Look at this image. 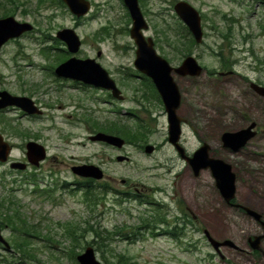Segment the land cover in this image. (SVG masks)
Wrapping results in <instances>:
<instances>
[{
  "label": "rangeland",
  "instance_id": "rangeland-1",
  "mask_svg": "<svg viewBox=\"0 0 264 264\" xmlns=\"http://www.w3.org/2000/svg\"><path fill=\"white\" fill-rule=\"evenodd\" d=\"M94 1L100 3L108 1L114 10L101 12L95 10L79 19L80 23L77 24L67 9L52 5L49 1H45L42 7L38 8L37 0H15V3L0 0V18L5 13L13 12L12 16L17 21L29 22L34 26L32 33L12 40L3 48L0 54V72L3 77L8 76L12 85L17 83V91L27 86L26 90L31 98L46 105L44 118L31 122L18 120L17 123L26 128L32 138H37L39 143L47 147L49 158L43 162L40 170L35 172L36 183L40 189H54L49 200L37 193L33 194L31 182L28 179L24 180L33 175V171L16 177L8 175L0 178V199L16 201L29 230L33 231V227L36 226L37 231V234L31 232L23 254L15 245V254L7 255L0 250L2 256L0 264H78L74 254L82 253L87 246L94 248L101 264H105V261L117 264L118 258L122 255L128 257L126 261L129 264H262L264 256L259 255V259L252 257L248 254L249 250L243 241V235H251L259 230L255 225L250 228L242 225L240 229L246 233L240 236L236 230L225 226L226 222L236 219V215L222 207L220 195L212 185L213 179L206 173L204 176L209 182L207 190L203 192L195 188L197 182L188 177L189 169L176 159L171 147L164 144L166 127L164 116L159 117L155 126L152 125L157 131L150 136V143L164 146L151 157L129 145L117 153L87 139L89 124H84L86 119H95L101 123L123 121L126 124L127 119L121 111H125L128 104H119L115 100H112L114 102L112 105L103 104L102 100L106 95L98 89L82 91L75 88L74 82L61 80L54 82L55 77L49 71L55 63V58L54 56L44 58L40 49L54 45L50 38L54 37L56 31L74 28L82 40V46L76 56L96 58L95 54L100 50L98 62L115 80L120 81L123 72L131 69L134 60L135 48L127 32L131 23L122 3L118 0ZM177 1L189 3L201 14L203 44L186 51L195 56L201 67H207L214 72L208 76L202 73L194 77L193 84H188L189 80L186 82L185 79L173 75L181 89V107L178 113L190 126L183 127L185 146L191 151L198 146L203 135L208 136L213 156H219L234 167L236 193L239 198L264 214V163L261 161L253 163L221 151L218 136L222 133L220 128L226 126L224 123L214 122L202 135L203 103H207L208 112H211L212 107L222 104V96L229 100L233 99V74L228 72L226 76L219 77L216 73L221 69L219 55L228 62L236 60V98L239 92L245 91L247 80L264 83V65L260 63L264 59V2L141 0L140 9L149 25L144 35L152 38L153 42L157 36H161L159 32L163 24L177 27V18L173 11ZM103 27L108 28V33L96 36V32ZM159 38L163 49L154 44L157 54L167 59L172 67L177 66L182 59L184 47H176V50L172 51L164 46L162 36ZM180 41L186 43L182 38ZM177 45L179 46L178 43ZM52 52L57 54L55 50ZM12 58L15 59L12 61ZM226 71H232V68ZM221 80L228 81L229 84L217 89L215 85ZM205 82L213 87L205 89L202 87V83ZM186 86L189 88L187 94ZM204 94L207 95L206 98ZM236 102L242 101L236 99ZM187 106H190L191 110L188 111ZM116 107L117 113L110 112ZM223 107L233 106L224 104ZM154 112L161 113L162 110L156 107ZM141 119L149 121L146 115H142ZM232 124L230 128H233ZM16 141L19 144L21 139L18 138ZM116 155H128L130 162L117 163ZM76 163L99 165L109 176L106 182H96L94 183L96 185L91 186L93 193L103 196V199L93 207V211L91 207L81 202L83 191L78 189V183L84 179L76 177L69 170L70 165ZM177 176L182 179H178ZM121 180L138 187L154 189L159 187L161 192L154 197L161 198V204L164 206L162 210L168 211L166 215L170 221H173L172 217L177 213L170 201L174 190L177 195L193 199L196 207L193 211L195 215L193 227L204 228L217 241L231 236L243 254L236 252L235 259L233 253L226 252L228 259L222 262L219 257L213 255V250L206 240L201 239V235L196 232L190 236L192 238L187 236L174 240L163 235H153L155 230L152 232L139 229L142 226L141 217L148 216L154 207L127 201L114 192L103 193L104 190L109 191L110 186L118 191H124L125 187L121 185ZM200 195L207 196L208 206L201 202ZM149 201H153L151 196ZM166 205H169L170 209L165 208ZM90 227L108 239L105 242L106 246L100 250L91 244L100 238L96 239L91 231H82V228ZM186 228L192 230V227ZM64 229L75 232L76 240L68 239ZM159 229L161 230V227ZM127 235L130 239L126 237ZM5 236H8V232ZM261 247L264 254V243Z\"/></svg>",
  "mask_w": 264,
  "mask_h": 264
},
{
  "label": "flooded vegetation",
  "instance_id": "flooded-vegetation-1",
  "mask_svg": "<svg viewBox=\"0 0 264 264\" xmlns=\"http://www.w3.org/2000/svg\"><path fill=\"white\" fill-rule=\"evenodd\" d=\"M92 6L94 7V11H103V10H113L114 8L112 6H109L108 1H103L100 3L99 1L89 0ZM120 3H122V0H118ZM139 5H141V0H138ZM123 5V3L121 4ZM124 6V5H123ZM11 43V41L6 42L1 50L0 54L3 50V48ZM166 47L170 48L171 45H166ZM1 61V60H0ZM232 71L229 72V74H233L234 79V93H233V99L229 100L225 96H222V104L229 105L231 104L232 108H225L222 104L212 107L211 112H208V105L207 103H203L202 107V135L208 131V129L214 124V122L224 123L226 126L220 128L221 132L224 131H238L242 130L248 127H251V131L254 132V135L252 138L246 143V145L236 152V154H231L230 151L227 148H224L221 143V133L218 136V140L220 141L219 147L221 148V151L224 153L234 155L236 158H242L245 160H249L253 163L261 161L264 163V93L258 94L257 92L250 89V87L243 92H239L237 94L236 98V60H233L230 62ZM209 71L207 68H204V76H208ZM182 79L189 80L187 82L188 84H193V78L192 77H180ZM7 79V80H6ZM133 80L134 85L124 86V85H117L120 87L121 90H124L126 93V97H124V100H122V103H127V109L124 111L125 114L132 115V116H140V115H146L150 122L156 123L158 122V119L160 117L159 112H154L156 107H160L162 110V114L165 115L163 104L160 100V97L156 91L155 86L153 85L152 81L142 75V74H133L132 77L124 78L123 81H130ZM193 81V82H192ZM187 83H185L187 85ZM228 81L221 80L216 84L217 89L223 88L225 85H228ZM76 88L83 89V91H86V86L83 84H80L78 82H75ZM249 85V83H248ZM202 87L205 89H211L213 86L208 85V82L202 83ZM27 86L17 91V83L12 85L11 82H9L8 76L5 78L3 77L2 73L0 72V93L6 92L11 96H28V90H26ZM185 88V87H184ZM180 93L181 89L179 87ZM189 92V88L186 86V94ZM104 94L111 99L110 92L105 91ZM220 94V91L218 92ZM1 95V94H0ZM240 96V97H239ZM207 95L204 94V98H206ZM1 99V96H0ZM236 99L241 100V103H237ZM191 101V100H190ZM230 101V102H228ZM37 104V102H35ZM40 104V108H44L46 105L38 102ZM103 104H112L113 102L109 99H104L102 101ZM157 106H156V105ZM38 105V104H37ZM159 105V106H158ZM181 107V99H180V106ZM186 109L189 111L191 110L190 106H187ZM42 116L34 117V116H28L21 112L16 106H5L0 108V150H4L5 156H6V162H0V177H6L8 175H11L13 177H16L17 175H23L27 174L32 170V166H27L25 171H17L10 167L11 163L13 162H26V151H25V143L28 140H35L30 135L31 133L28 132L26 128H22L20 125H18V120H25L28 122H31L35 119H39ZM226 118H228L226 120ZM233 123V124H232ZM231 124L233 125V128L231 127ZM152 128V127H151ZM89 129L95 130L94 123H91V126ZM153 129V128H152ZM109 129H106L105 131H102L104 133H108ZM91 131V130H90ZM250 131V132H251ZM92 132V131H91ZM96 133V132H94ZM90 133V135L94 134ZM109 134V133H108ZM89 135V136H90ZM88 136V138H89ZM21 139L20 143L17 144V139ZM38 140V139H37ZM201 142H208V136L203 135ZM101 146L105 145L104 143L98 142ZM180 144L184 147L186 154L191 155V152L187 151L185 147V141L183 139V135L180 139ZM110 147V146H108ZM112 147L108 148L111 149ZM156 149L159 148V146L155 147ZM17 152H21V154H17ZM41 167V165L39 166ZM38 168H36L34 171H37ZM191 172V169H190ZM207 170H203L200 172V174L197 177H194V175L191 172L190 179L194 182H197V185L195 186L196 189L205 192L208 188V179L203 175L207 174ZM208 175V174H207ZM178 179H182L181 177L177 176ZM125 183V180H124ZM126 190H129L130 192H122L124 195H130V194H137L143 195L142 191L136 187H132L130 183H125ZM176 188V186H174ZM198 198V195H197ZM174 204V208L179 211V236H191L192 231H188L186 227H192L191 223L194 219V216L192 212L195 210V203L193 199H187L183 195L178 196L177 192L174 190L172 198L170 199ZM181 201L179 204L177 201ZM200 200L202 203H206L208 206V199L207 196L200 195ZM220 203L224 209L231 210L234 212V216L236 215V219L233 221L226 222L225 226L227 228H233V230H236L240 236H242L245 231L241 230V226L246 225L248 228L255 225L259 231H255L254 233L243 235V241L245 243L246 248L249 250L248 254H250L252 257H255L256 259H259V255H263V252L260 251H254L250 247L249 239L253 238L254 235H263V238L261 239V243H264V231L262 230V226L260 222L256 221L255 219L249 217L244 210L240 207V205L248 206L256 211L257 209L253 208L248 203L246 204L245 201H242L239 196L236 193V197L230 202L227 203L221 196H220ZM0 210H2V205L0 204ZM259 212V211H258ZM260 213V212H259ZM261 214V213H260ZM5 216V215H3ZM261 220L264 221V214H261ZM246 227V228H247ZM195 230V231H194ZM193 231L201 235V239H205V236L203 235L202 229L200 226H196V228ZM8 232V236H5V233ZM27 235L26 231L17 232L12 228V226L9 224V222L6 219H3L2 216H0V250L4 252V254L10 255L16 253V248L14 246V240L15 238L20 239V250L23 254V250L26 249L27 245L24 243V237ZM16 236V237H15ZM2 239V240H1ZM224 240H230L232 241L236 246V240L234 238L230 237H223L219 241ZM223 258L221 259H227V257L224 255L226 252L229 254H232L231 256L235 257L236 259V252L243 254V251L241 249L236 250L229 246H222L221 248ZM2 258V256H0ZM264 264V262L262 263Z\"/></svg>",
  "mask_w": 264,
  "mask_h": 264
},
{
  "label": "water",
  "instance_id": "water-1",
  "mask_svg": "<svg viewBox=\"0 0 264 264\" xmlns=\"http://www.w3.org/2000/svg\"><path fill=\"white\" fill-rule=\"evenodd\" d=\"M70 10V12L77 17L84 16L89 10V3L85 0H62ZM132 18V28L130 29V36L137 45L136 59L134 66L143 74L147 75L154 82L161 99L164 103L167 120H168V141L176 146L178 151L181 148L177 145L180 136V122L181 119L176 115V108L179 104V94L175 83L171 77L172 68L169 64L157 56L153 50V43L151 39L143 37L141 30L147 29L143 17L139 11L136 0H123ZM264 1V0H260ZM175 11L183 22L188 26L197 43L201 42L202 31L200 27V18L198 13L185 2H178L175 5ZM32 26L28 23H19L13 17H6L0 19V47L9 39L17 38L25 32L31 31ZM56 37L67 45L70 53H76L80 46V41L74 30L62 29L56 33ZM201 69L196 64L192 57H186L179 68L174 69L179 75H193L200 73ZM55 75L63 78H70L73 80L82 81L86 84L93 85L112 91L113 97L122 99L120 91L116 89L114 82L108 77V74L91 59H77L70 58L64 63L60 64L55 69ZM257 90L264 91V88L255 86ZM0 108L10 105H15L22 111L28 114H40L38 108L33 101L28 97H12L6 92L1 93ZM248 130L239 132H226L223 134L225 144L230 146L233 150L240 148L244 142L249 138ZM91 140L104 141L109 145L120 148L124 141L117 137L104 133H97ZM28 158L30 162L36 164L38 161L44 159V150L36 143L29 142L27 144ZM144 151L150 153L151 146H146ZM209 147L204 144L196 150L191 159H187L194 170V174L203 168L209 167L212 171L213 177L216 181V186L219 188L221 195L229 202L234 198L235 193V175L231 171V166L226 162L209 157ZM4 160V159H2ZM118 161L124 160V157H117ZM14 167L23 168L21 164H15ZM72 171L82 177H89L93 179H101L102 172L98 167L93 165H82L73 167ZM248 215L260 220V214L250 208H244ZM264 229V222H261ZM261 237H254L251 242L252 248L259 249ZM209 243L217 250L221 245L210 237ZM223 244L233 245L231 242H224ZM79 264H100L94 256L92 248H87L84 253L77 256Z\"/></svg>",
  "mask_w": 264,
  "mask_h": 264
},
{
  "label": "trees",
  "instance_id": "trees-1",
  "mask_svg": "<svg viewBox=\"0 0 264 264\" xmlns=\"http://www.w3.org/2000/svg\"><path fill=\"white\" fill-rule=\"evenodd\" d=\"M45 1H49L51 4H60L59 2H58V0H38V5H43V3L45 2ZM9 2L10 3H15V0H12V1H10L9 0ZM7 13H5L4 15H6ZM9 15V14H8ZM10 15H12V14H10ZM192 41V40H191ZM55 43H58L57 41H55ZM192 43H193V41H192ZM50 49V48H49ZM263 64H264V61H263ZM141 128L143 129V126H141ZM112 131L110 132V129H109V133H114V134H116V135H119V136H121V137H123L127 142H132V143H136V145H141V143L142 142H145V138H146V136H145V133L143 132V131H137L136 133L134 132V130H129V131H126V129H122V128H117L116 126L114 127L113 126V128L111 129ZM87 195V194H86ZM85 197V201L86 202H90V197H88V196H84ZM0 203H2V204H5V203H7V201H4V200H1V202ZM10 203H12V204H14L12 201H10ZM1 204V205H2ZM7 204H9V203H7ZM6 210H10V208H5ZM6 220H8V222H10V223H12V220H13V218L11 217V216H9V217H7L6 218ZM142 221H143V224H150V223H152L153 225H156V224H160V223H164V221H165V217L164 216H162V214H160V213H157L156 215H151V216H149L148 218H144V219H141ZM69 228V227H68ZM67 231H66V235L68 236V237H71L72 239H74L75 240V236L73 235L74 234V232H72V231H68V229H66ZM86 229H83V231H85ZM90 231H93V232H95V234L98 236V234L96 233V231H94V230H91L90 229ZM35 232V231H34ZM86 232H88V230H86ZM94 234V233H93ZM98 238H100V240H99V242L97 241L96 242V247H97V249H101V248H103V247H105L106 246V241H108V239L107 238H103V237H98ZM16 243H18L17 241H16ZM126 259L127 258H123L122 259V257H119V259H118V263L117 264H129L127 261H126ZM107 262V261H106Z\"/></svg>",
  "mask_w": 264,
  "mask_h": 264
}]
</instances>
